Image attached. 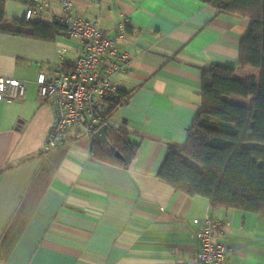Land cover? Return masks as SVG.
<instances>
[{
	"label": "crops",
	"instance_id": "obj_1",
	"mask_svg": "<svg viewBox=\"0 0 264 264\" xmlns=\"http://www.w3.org/2000/svg\"><path fill=\"white\" fill-rule=\"evenodd\" d=\"M49 2L51 12L60 9ZM26 8L6 0L2 25L15 28ZM75 13L111 36L128 19L118 47L129 65L115 75L128 97L110 121L139 148L128 167L93 159L91 136L46 150L56 111L35 81L59 62L72 65L83 42L0 31V75L27 81L23 98L0 100V264H197L207 217L220 222L214 240L228 245L223 264H264L263 214L212 208L157 174L169 147L186 144L204 69L238 63L251 19L202 0H75ZM106 131L94 138L109 145Z\"/></svg>",
	"mask_w": 264,
	"mask_h": 264
},
{
	"label": "trees",
	"instance_id": "obj_2",
	"mask_svg": "<svg viewBox=\"0 0 264 264\" xmlns=\"http://www.w3.org/2000/svg\"><path fill=\"white\" fill-rule=\"evenodd\" d=\"M5 1L0 0V31L46 40L67 34L58 22L23 19L13 21L15 28L2 25ZM202 1L220 12L250 18V28L240 43L237 64L216 63L204 69L202 105L186 144L169 147L157 174L177 190L209 198L212 208L264 215V0ZM127 97L118 91L109 99V118ZM106 130L109 145L93 138L92 158L128 167L139 142L124 126L109 125Z\"/></svg>",
	"mask_w": 264,
	"mask_h": 264
},
{
	"label": "built area",
	"instance_id": "obj_3",
	"mask_svg": "<svg viewBox=\"0 0 264 264\" xmlns=\"http://www.w3.org/2000/svg\"><path fill=\"white\" fill-rule=\"evenodd\" d=\"M59 2L60 9L51 12L49 0H32L23 16L28 22L37 19L46 24H63L66 35L80 39L84 47V53L72 65L67 67L59 62L51 72H40L35 81L38 92L54 105L56 111V120L45 143L46 150L70 137L84 135L93 139L98 128L114 125L107 115L109 99L119 91L115 75L128 68L130 58L128 52L118 47L119 41L127 37V18L119 22L111 36L100 28L97 21L76 14L75 0ZM26 87L24 79L0 75V100L21 99ZM195 222L200 220L195 219ZM219 227L220 222L207 217L197 232V264L225 262L228 245L214 240Z\"/></svg>",
	"mask_w": 264,
	"mask_h": 264
},
{
	"label": "water",
	"instance_id": "obj_4",
	"mask_svg": "<svg viewBox=\"0 0 264 264\" xmlns=\"http://www.w3.org/2000/svg\"><path fill=\"white\" fill-rule=\"evenodd\" d=\"M95 139V138H94Z\"/></svg>",
	"mask_w": 264,
	"mask_h": 264
}]
</instances>
